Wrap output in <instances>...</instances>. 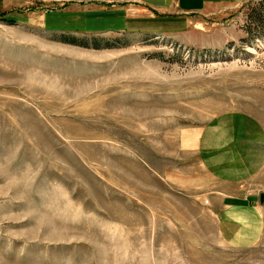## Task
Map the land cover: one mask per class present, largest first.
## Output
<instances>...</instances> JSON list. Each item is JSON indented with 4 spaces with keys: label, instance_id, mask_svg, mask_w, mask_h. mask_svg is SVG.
<instances>
[{
    "label": "rangeland",
    "instance_id": "1",
    "mask_svg": "<svg viewBox=\"0 0 264 264\" xmlns=\"http://www.w3.org/2000/svg\"><path fill=\"white\" fill-rule=\"evenodd\" d=\"M77 5L0 16V264H264V232L222 238L206 162L264 214V0L109 37Z\"/></svg>",
    "mask_w": 264,
    "mask_h": 264
},
{
    "label": "crops",
    "instance_id": "2",
    "mask_svg": "<svg viewBox=\"0 0 264 264\" xmlns=\"http://www.w3.org/2000/svg\"><path fill=\"white\" fill-rule=\"evenodd\" d=\"M252 0H139L137 5L114 4L108 0H0V16L44 23L46 14L40 9L49 3L75 2L78 5L70 15L61 16L76 24L79 36L104 37L110 35L141 36L144 30L172 34L193 25L197 17L217 16L222 12L238 8ZM82 3H87L84 8ZM87 25H91L86 29ZM82 30V31H80ZM85 31V32H83ZM79 32V33H78ZM226 155L208 159V170H212L221 202L218 217L220 233L224 241L237 248L255 246L263 238L264 214L259 205L249 203L240 190L243 171L223 167Z\"/></svg>",
    "mask_w": 264,
    "mask_h": 264
},
{
    "label": "built area",
    "instance_id": "3",
    "mask_svg": "<svg viewBox=\"0 0 264 264\" xmlns=\"http://www.w3.org/2000/svg\"><path fill=\"white\" fill-rule=\"evenodd\" d=\"M110 5L114 4H125V5H131V4H137L139 0H108Z\"/></svg>",
    "mask_w": 264,
    "mask_h": 264
}]
</instances>
